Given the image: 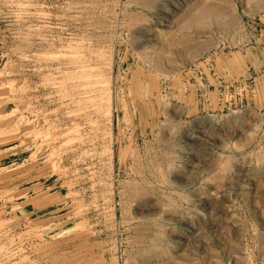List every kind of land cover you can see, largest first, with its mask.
I'll use <instances>...</instances> for the list:
<instances>
[{
    "label": "rangeland",
    "instance_id": "obj_1",
    "mask_svg": "<svg viewBox=\"0 0 264 264\" xmlns=\"http://www.w3.org/2000/svg\"><path fill=\"white\" fill-rule=\"evenodd\" d=\"M0 264H264V0H0Z\"/></svg>",
    "mask_w": 264,
    "mask_h": 264
},
{
    "label": "bare ground",
    "instance_id": "obj_2",
    "mask_svg": "<svg viewBox=\"0 0 264 264\" xmlns=\"http://www.w3.org/2000/svg\"><path fill=\"white\" fill-rule=\"evenodd\" d=\"M39 15H40V14H39ZM76 44H78V43H76ZM68 45H70V44H68ZM72 52H73V51H72ZM78 52H80V51H78ZM70 53H71V52H70ZM70 53H69V54H70ZM91 54H92V53H91ZM47 57H48V56H47ZM47 57H46V58H47ZM78 57H79V56H78ZM69 58H70V57H69ZM50 60H52V59H50ZM70 61H71V60H70ZM84 63H85V62H84ZM88 63H89V62H88ZM58 65H59V64H58ZM95 65H96V64H95ZM70 66H71V65H70ZM72 66H73V65H72ZM91 66H92V65H91ZM75 67H76V66H75ZM58 69H59V68H58ZM96 69H97V68H96ZM73 70H75V69H73ZM84 71H85V70H84ZM71 72H72V71H71ZM86 72H87V71H86ZM87 73H88V72H87ZM87 73H85V74H87ZM92 73H93V72H92ZM81 74H82V73H81ZM83 74H84V73H83ZM87 75H88V74H87ZM80 76H81V75H80ZM84 76H85V75H84ZM80 78H84V77L82 76V77H80ZM85 78L88 79V76L85 77ZM85 78H84V80H85ZM89 78H90V77H89ZM87 79H86V80H87ZM93 80H94V79H93ZM98 80H99V79H98ZM105 81H106V80H105ZM96 82H97V81H96ZM96 82H95V83H96ZM84 83H86V82H84ZM87 83L90 84V80L87 81ZM89 84H87V86H89ZM98 85H99V83H98ZM100 85H101V84H100ZM103 85H104V84H103ZM87 86H86V87H87ZM92 86H93V85H92ZM74 87L77 88L76 85H75ZM79 87H80V86H79ZM99 87H100V86H99ZM100 88H102V87H100ZM104 88H105V86H104ZM99 90H100V89H99ZM103 90H104V89H103ZM75 92H76V91H75ZM96 92H97V91H96ZM104 92H105V91H104ZM92 94H93V93H92ZM106 94H107V93H106ZM106 94H105V96H107ZM82 95H83V94H82ZM94 95H95V94H94ZM99 95H100V94H99ZM108 95H109V94H108ZM94 98H95V97H94ZM101 99H102V98H101ZM101 99H100V100H101ZM107 99H108V98H107ZM96 102H97V101H96ZM97 103H98V102H97ZM108 104H109V103H108ZM107 113H108V112H107Z\"/></svg>",
    "mask_w": 264,
    "mask_h": 264
},
{
    "label": "clouds",
    "instance_id": "obj_3",
    "mask_svg": "<svg viewBox=\"0 0 264 264\" xmlns=\"http://www.w3.org/2000/svg\"><path fill=\"white\" fill-rule=\"evenodd\" d=\"M177 154H179V152H177Z\"/></svg>",
    "mask_w": 264,
    "mask_h": 264
}]
</instances>
